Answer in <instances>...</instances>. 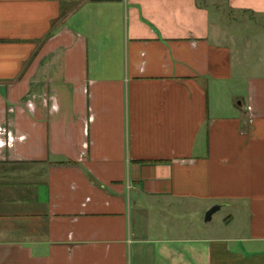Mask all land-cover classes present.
<instances>
[{"label": "crops", "instance_id": "crops-1", "mask_svg": "<svg viewBox=\"0 0 264 264\" xmlns=\"http://www.w3.org/2000/svg\"><path fill=\"white\" fill-rule=\"evenodd\" d=\"M0 264H264V0H0Z\"/></svg>", "mask_w": 264, "mask_h": 264}, {"label": "water", "instance_id": "water-1", "mask_svg": "<svg viewBox=\"0 0 264 264\" xmlns=\"http://www.w3.org/2000/svg\"><path fill=\"white\" fill-rule=\"evenodd\" d=\"M220 206L215 205L210 207L208 210H206L205 214H204V222H210L212 215L215 214L217 211H219Z\"/></svg>", "mask_w": 264, "mask_h": 264}, {"label": "rangeland", "instance_id": "rangeland-1", "mask_svg": "<svg viewBox=\"0 0 264 264\" xmlns=\"http://www.w3.org/2000/svg\"><path fill=\"white\" fill-rule=\"evenodd\" d=\"M210 1H212V0H210ZM226 213V209H222V210H220L218 213H216L215 214V216H214V220L210 223V224H208L209 226H213V225H217V223H216V221L218 220V218L219 217H221V216H223L224 214ZM201 219V218H200ZM208 225H206V226H208Z\"/></svg>", "mask_w": 264, "mask_h": 264}]
</instances>
